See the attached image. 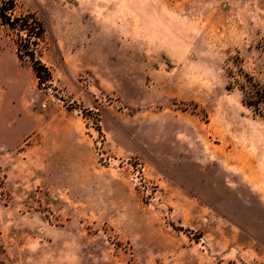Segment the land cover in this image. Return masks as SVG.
I'll list each match as a JSON object with an SVG mask.
<instances>
[{"label": "rangeland", "instance_id": "rangeland-1", "mask_svg": "<svg viewBox=\"0 0 264 264\" xmlns=\"http://www.w3.org/2000/svg\"><path fill=\"white\" fill-rule=\"evenodd\" d=\"M9 1L0 264H264V0Z\"/></svg>", "mask_w": 264, "mask_h": 264}, {"label": "trees", "instance_id": "trees-1", "mask_svg": "<svg viewBox=\"0 0 264 264\" xmlns=\"http://www.w3.org/2000/svg\"><path fill=\"white\" fill-rule=\"evenodd\" d=\"M14 1L4 2L0 6V26L6 27L8 30L16 34L17 40L15 42L16 55L18 59L27 56L34 59L36 57L37 41L41 40L44 29L42 23L34 15H20L15 16ZM32 41V42H31ZM22 42H26L28 47V54L23 52ZM31 46L32 48H30ZM36 66L33 67L36 77H40V71L45 70L39 61H36ZM46 71V70H45Z\"/></svg>", "mask_w": 264, "mask_h": 264}]
</instances>
